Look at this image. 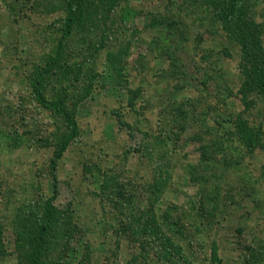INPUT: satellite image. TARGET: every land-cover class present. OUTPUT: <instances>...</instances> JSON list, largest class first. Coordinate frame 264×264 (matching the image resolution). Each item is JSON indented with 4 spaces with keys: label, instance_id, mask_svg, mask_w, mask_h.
Instances as JSON below:
<instances>
[{
    "label": "rangeland",
    "instance_id": "obj_1",
    "mask_svg": "<svg viewBox=\"0 0 264 264\" xmlns=\"http://www.w3.org/2000/svg\"><path fill=\"white\" fill-rule=\"evenodd\" d=\"M251 1L256 18L264 22V0ZM2 3L0 0V127L17 132L20 142L3 148L0 140V181L7 189L0 199V223L8 247V255L0 264H17L12 245L20 212L30 209L25 204L35 203L41 190H50L46 180L40 181L37 175H43L51 151L37 140L47 135L46 128L52 121L27 98L29 91L22 79L47 49L51 18L32 13L14 19ZM124 5L135 13L128 16L116 40L112 38L106 45L114 44L111 48L115 51L125 49L123 46L129 43L124 74L128 86L142 93L136 100L138 113L128 110L127 93L113 82L104 53L82 62L76 87L91 80L93 90L77 106L81 134L59 163L55 199L58 209L69 210L70 220L81 232L71 239L65 258L57 254L59 250L55 257L59 264H156L154 249L144 244L141 250L138 238L118 228L119 220L129 215L127 209L115 208L110 196L118 183L132 186L137 198L130 206H137L131 214L142 217L148 205L147 184L160 174L166 177L167 187L154 205V213L168 210L173 218L187 213L181 216L185 232L190 239L195 236L190 245L181 241L187 253L199 264L207 263L210 241L214 239L223 264H243L244 246L264 240V193H252L254 201L242 194L255 186L262 190L258 180L263 152L257 149L250 155H228L230 167L226 173L222 164L212 167L211 171L223 175L216 177L218 201L227 204L206 226L208 232L197 230L192 221L191 214L196 211L192 206L198 204L199 190L188 174L200 157L199 142L193 137L202 135L207 139L204 124L213 125L215 115L220 118L242 110L238 99L229 94L240 83L236 47L220 36L218 26L212 25L204 11L192 10L183 0H125ZM116 11L119 15L121 8ZM155 14L161 24H152ZM208 26L213 27L211 31ZM135 29L138 34L133 32ZM224 48L229 56L223 55ZM169 51L175 57L170 62L166 56ZM21 95L24 100L18 105ZM116 114L127 125H119ZM249 118L254 124L264 122V105L255 106ZM159 139L167 141L161 144ZM221 156L213 153V160H218L215 163ZM107 177L112 186L106 191L102 184ZM207 179V186L214 183L212 177ZM226 190L229 193L224 198Z\"/></svg>",
    "mask_w": 264,
    "mask_h": 264
},
{
    "label": "trees",
    "instance_id": "obj_2",
    "mask_svg": "<svg viewBox=\"0 0 264 264\" xmlns=\"http://www.w3.org/2000/svg\"><path fill=\"white\" fill-rule=\"evenodd\" d=\"M183 1L189 4L192 10L204 11L212 25L218 26L220 36L227 43L235 46L238 54L237 68L240 83L236 91L232 95L230 91L229 94L238 99L242 110L234 115L220 118L215 115L213 125L204 124L203 133L209 137L207 139L202 135L193 137L199 142L200 157L195 166L189 167L188 174L191 182H197L199 199L198 204L192 206L196 211L191 214V217L197 230L203 228L205 232H208L209 229L206 226L211 224L221 207L227 204L223 202L221 205V201H218L220 187L217 184V178H223V175L211 171L212 167L222 164L226 173L228 171L226 169L230 167L227 161L228 155L232 153L236 156L250 155L257 149L264 154V122L254 124L249 118L250 111L255 106L259 103L264 105V22L256 18L250 0ZM1 2L8 6L14 19L22 15L29 17L32 13L51 18L47 27V49L39 55V62L33 63L32 70L22 79L24 88L29 91L27 98L42 109L52 121L46 128L47 135L44 137L41 135L37 140L51 151L43 175H37L40 181L46 180L50 190L47 192L41 190L36 194L38 200L35 203L25 204L30 209L24 208L20 216H17L20 218V224L13 230L12 249L17 264H59L54 253L59 250L57 254L65 258L71 239L81 232L79 226L70 220L69 210H60L55 205L58 194L59 163L70 145L81 134L76 114L77 106L93 90L91 80L77 88L81 65L89 58L97 59L101 53H104V62L110 66L113 82L117 86H123L127 93L125 100L128 110L138 113L135 105L142 93L139 88L128 86L129 80L124 74L130 51L129 43L123 46L125 49L118 48L115 51L111 48L114 44L106 45L112 38L116 40L128 21V16L135 12L126 5L122 7L125 0H1ZM118 8H121L119 15L116 11ZM158 20L157 14L152 15V24L157 22L161 24ZM212 28L210 27L209 31ZM109 32H111L110 35H108ZM133 32H136V29ZM201 38L202 36L199 37V42ZM222 53L229 56L225 48ZM166 56L169 62L175 58L170 51ZM79 58L81 60H78ZM72 87H75V91L71 90ZM22 100L24 96L21 95L18 105L22 103ZM223 102L225 103V100ZM116 119L119 125H127L120 114H116ZM183 129L182 125L181 130ZM16 135L17 132L0 127V140L3 141L1 147L9 148L11 145H19L20 141H17ZM159 141L163 144L167 140L159 139ZM213 153L222 155L219 163H215L218 160H213ZM233 165L236 167L237 162ZM260 168L258 182L262 184V190L261 186H257V189L255 186L249 192H242L245 198H252V193L253 195L261 191L264 193V162ZM207 170L212 172L208 176L204 175ZM208 177H212L214 183L210 182L207 186ZM109 180L108 177L103 180V190L107 191L112 186ZM147 186L149 195L147 196L148 205L144 211L146 214L137 218L131 214L132 209L137 206H130L131 202H134L132 199L137 198L134 196L132 186L124 183L117 184L116 190L110 196V201L117 209H127L126 212L129 215L127 219L119 220L118 225L121 224V227L118 226V228L124 232L128 230L125 232L127 235L136 240L138 238L141 250L144 249V244L149 250L154 249L156 264H199L187 253L181 243L186 241V244L190 245L191 239L195 237L190 239L185 232L181 216L187 213H182L176 218H173L168 210L159 215L154 213L153 207L167 187L166 177L163 178L159 174V177H154ZM128 190H133L134 194L128 193ZM6 191V186L0 181V199ZM228 193V190L224 191V198L228 196ZM220 196L222 197V193ZM252 200L254 201V198ZM3 230L4 227L0 223V261L8 255ZM236 231L240 229L237 228ZM261 242L264 243V240L257 239L254 245L244 246L245 251L241 259L243 264H264V244ZM209 248L207 263L202 264H223L218 254L219 247L216 240L210 241Z\"/></svg>",
    "mask_w": 264,
    "mask_h": 264
}]
</instances>
